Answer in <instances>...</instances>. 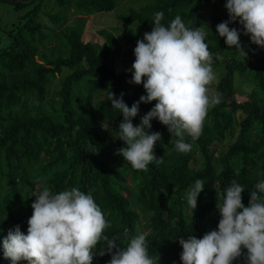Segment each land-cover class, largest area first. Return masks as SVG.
Segmentation results:
<instances>
[{"label":"trees","instance_id":"16d2710c","mask_svg":"<svg viewBox=\"0 0 264 264\" xmlns=\"http://www.w3.org/2000/svg\"><path fill=\"white\" fill-rule=\"evenodd\" d=\"M45 1H51L53 12L44 11L49 5ZM145 1L139 9L120 15V21L126 26L137 25L146 33L154 26L156 12L164 13V26L179 15L187 27L206 31L205 42L213 56L228 46L216 32L218 24L229 20L226 0ZM0 2H7L16 12L27 9L20 18L24 22L9 30L10 42L0 49V264H12L4 256L3 239L17 225L27 234L31 204L45 186L53 193L75 187L91 194L109 223L104 235L118 236L122 247L128 242L123 236L125 230L129 238L137 227L144 230L154 264H183L179 238L200 239L218 230L221 217L216 205L222 203L233 180L245 188L241 195L247 206L249 192L264 179V48L250 43L244 50L246 57L224 60L219 77L210 86L220 94L221 102L209 108L198 139L185 136L191 151H177V138L153 119L149 131L161 133L153 154L163 162L153 160L146 171H137L117 154L125 146L118 134L123 116L112 108L108 97L110 92L116 98L123 93L124 103L131 107L146 95L143 84L129 82L131 68L116 74L108 67L121 53V44L112 33L101 30L103 42L92 43L83 40L79 28L67 26L66 15L71 9L79 15L112 12L119 1ZM41 15L53 33L60 29L66 44L64 50L43 55L42 64L35 61L38 46L53 33L48 32ZM240 26L238 20L229 23V28ZM138 40L132 36L126 44L135 48ZM61 74V81L50 93V82ZM236 76L250 79L257 88L243 103L234 98ZM78 85L84 90V101L76 93ZM99 96L102 98L95 101ZM155 103L140 104L138 115L132 119L134 126ZM107 131L115 136L114 143ZM234 132L235 140L218 160L217 169L216 147ZM196 179H202L205 187L197 197L196 209H192L186 194ZM104 243L101 240L93 249L92 264L110 261L111 255L97 254ZM244 254L246 250L233 264H245Z\"/></svg>","mask_w":264,"mask_h":264},{"label":"clouds","instance_id":"9594fccd","mask_svg":"<svg viewBox=\"0 0 264 264\" xmlns=\"http://www.w3.org/2000/svg\"><path fill=\"white\" fill-rule=\"evenodd\" d=\"M225 7L229 20L218 24L216 32L225 38L229 49L234 47L237 53L247 55L241 46L239 31L229 28V23L237 20L244 34L250 35L251 43L264 48V0H226ZM163 18V12L154 14V26L137 41L135 61L129 70L132 71L129 82L143 84L146 95L131 107L124 103L123 93L116 98L110 92L108 97L112 108L123 116L118 134L125 146L118 149L117 154L137 171H146L153 160L163 162L162 157L157 159L153 154L156 142L161 140V133L149 131L153 119L167 126L171 136L177 138L176 150L186 153L191 151L192 145L185 142V136L198 139L209 108L221 102L220 94L210 86L215 80L213 59L223 57L219 53L214 57L210 52L205 42L206 31L202 27H187L179 15L168 26L161 23ZM152 101L155 105L134 126L132 119L138 115L140 104ZM204 187V181L196 179L188 189L186 199L192 209H196L197 197ZM244 191L235 180L227 187L222 203L216 205L221 217L218 230L200 239L179 238L183 264H233L241 257L242 250H246L245 264H264V179L249 192L247 206L242 202ZM35 198L27 221V234L17 225L3 239L4 256L12 264L20 261L92 264L93 249L101 240L105 243L97 254L111 255L108 264H154L148 255L147 233L141 232L139 227L130 238L125 230L123 236L128 242L123 247L118 236L104 235L109 223L91 194L75 187L53 193L45 186Z\"/></svg>","mask_w":264,"mask_h":264},{"label":"rangeland","instance_id":"374dc122","mask_svg":"<svg viewBox=\"0 0 264 264\" xmlns=\"http://www.w3.org/2000/svg\"><path fill=\"white\" fill-rule=\"evenodd\" d=\"M16 2H19L20 0H14ZM119 4L116 6L115 10L112 12H103L98 14H91V15H79L73 11V9L70 10V12L67 13V26L69 27H77L82 31V37L83 40L86 42H92V43H102L103 38L100 35L101 30L108 31L112 33L118 40V42L121 44V53L119 56L114 58L112 62L108 63V67L116 74H119L123 70L129 69L132 67V64L135 61V55H134V46L133 45H127L126 40L131 38L132 36L139 37V40H142L144 37V32L141 30V28L137 25H124L120 19V15L126 14L128 9H139L141 6H143L145 3H147L145 0H118ZM49 5L45 7V12H53L51 8V1H45ZM27 11V9H22L20 11H15L13 8L8 4L7 2H0V49H3L6 47L7 44H9L10 39L7 36L9 30L16 28L20 22H24L20 18L24 15V13ZM41 21L45 24L48 32L53 33V29L51 25L48 23L46 18L44 16H40ZM237 30L240 33V43L242 48L245 50L249 47V44L251 43L250 35L244 34L243 26L238 27ZM46 32V30H44ZM66 47L65 41L61 39V31L60 29L55 30L53 35H51V38L48 39L44 44L38 46V55L36 58L37 63H43L42 56L43 55H49L51 50H64ZM223 59L222 60H215L213 59L212 63V69L215 74V80L212 84H214L219 77V74L222 71V68L224 67V60H227L231 57L239 58L241 54L237 53L235 51V48L229 49L227 46L222 54H220ZM215 57V56H214ZM223 64V65H222ZM62 74L53 79L49 84V90L50 93L55 90L57 87V84L61 81ZM76 89V93L79 94L80 98H82V101H84L85 95L84 90L80 85H78ZM257 89L256 86H254V83L250 81V79L236 76L235 81V100L236 102L243 103L248 100L249 94ZM259 93V91L257 90ZM102 96L94 98L95 101H98L101 99ZM79 106V101L77 102ZM237 119L239 118V114L236 115ZM240 119V118H239ZM238 119V120H239ZM107 130V128L105 127ZM236 132H234V135L232 138H226V140L216 147V154H215V166L217 169L220 168L218 160L221 158L222 154L225 153L227 148L234 142L236 137ZM108 138L114 143L115 136L112 135L109 131H107ZM200 168V165H196V169ZM39 193V192H38ZM184 210H187V207H184ZM141 232L146 233L144 230Z\"/></svg>","mask_w":264,"mask_h":264}]
</instances>
